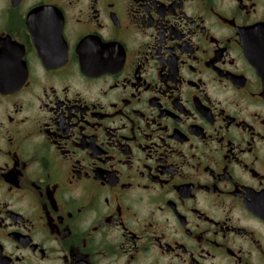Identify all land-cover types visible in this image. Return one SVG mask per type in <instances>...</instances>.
<instances>
[{
  "label": "flooded vegetation",
  "instance_id": "obj_1",
  "mask_svg": "<svg viewBox=\"0 0 264 264\" xmlns=\"http://www.w3.org/2000/svg\"><path fill=\"white\" fill-rule=\"evenodd\" d=\"M0 264H264V0H0Z\"/></svg>",
  "mask_w": 264,
  "mask_h": 264
}]
</instances>
